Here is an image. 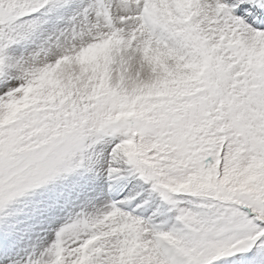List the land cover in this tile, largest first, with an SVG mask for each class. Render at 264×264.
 Masks as SVG:
<instances>
[{
    "label": "rangeland",
    "instance_id": "obj_1",
    "mask_svg": "<svg viewBox=\"0 0 264 264\" xmlns=\"http://www.w3.org/2000/svg\"><path fill=\"white\" fill-rule=\"evenodd\" d=\"M45 1L0 0V24ZM207 14L213 18L211 11ZM228 26L225 21L214 24L215 38L224 42L220 47L219 40L209 59L202 64L197 62L198 65L187 56L190 60L185 61L187 70L183 71L192 75L191 79L185 80L181 72L175 82L149 88L122 81L126 59H104L110 75L102 73L101 86L95 90L85 92L77 86L84 81L81 76H89L85 68L98 67L103 58L100 53L108 50L118 58L123 52L140 57L142 50L141 57L151 59L144 47H118L115 43L100 53L88 52L86 58H80L72 47H66L62 53L44 51L40 58V49L26 55L16 49L8 56L3 53L7 47H0V70L5 73V86L0 85V225H14L8 243L19 245L23 252L37 251L33 264H49L54 239L42 242L45 228H62L61 236L67 242L89 235L76 221L80 217L75 213L80 210L86 214V205L93 218L99 212L98 217L107 213L109 207L104 208L103 200L94 202L92 208L91 202L97 195L105 194L107 187L102 178L111 167L114 178L121 175L135 181L139 176L135 170L143 174L151 186L137 180L131 193L143 207L151 209L154 203L162 207L159 224H165V228L152 230L136 223L131 226L124 220L122 229L106 234L90 247L72 248L66 254V264H209L217 258L233 257L249 264H264V33L243 27L235 54L239 59L229 56L227 60V53L236 47L235 41H231L233 47L225 51L226 44L232 45L227 40ZM199 27L195 30L199 31ZM220 27L227 28L225 34ZM6 31L0 26V41ZM197 34L194 36L198 37ZM177 36L194 46V59L202 55V38L193 40L194 36L187 37L179 30L172 38L177 40ZM153 54L173 62L169 73L178 75L174 69L181 68L183 62L177 54L170 53L168 58L156 49ZM66 55L71 59L56 61ZM95 56L96 62L91 60ZM247 56L252 58V72L246 71L241 77L238 71L243 69L240 65ZM131 58L130 55L128 60ZM69 62L72 64L67 65L68 73L76 75L77 80L75 93L61 89L56 84L58 80H52L55 75L59 77L60 64ZM113 68L123 85L111 83L108 76ZM93 82L89 76L85 83ZM15 88L20 91L13 93ZM127 128L129 142L114 151L107 150L101 131L122 134ZM134 130L138 134L132 138ZM90 164L86 171L71 170ZM152 192L162 193L169 207H174V213H166L169 207H163L157 199L151 202ZM28 197L40 201L33 206V199L30 200L28 207L20 209V216L15 215L10 223L11 213L15 214L10 210L12 205L15 207ZM240 206L248 207L253 218L243 213ZM7 211L6 216L3 213ZM175 214L182 220L180 223H174ZM41 220L45 224L39 227ZM176 254L183 261L176 260Z\"/></svg>",
    "mask_w": 264,
    "mask_h": 264
},
{
    "label": "bare ground",
    "instance_id": "obj_2",
    "mask_svg": "<svg viewBox=\"0 0 264 264\" xmlns=\"http://www.w3.org/2000/svg\"><path fill=\"white\" fill-rule=\"evenodd\" d=\"M215 1H219L218 3H220L219 6H215V8L217 9L216 11L213 8L214 7L213 6V3ZM251 1H255V0H251ZM224 2H226V1L225 0H211L209 2L207 1V3H205V2H203L201 0H144V7H145V10H146V14H145V16L143 18V25L140 27V29L141 30H145V31H153V28L148 25V22L152 19V16H151L152 14H154L156 16V19L157 20H160L159 23L158 22H157V24L154 23L155 28H156V37H155V39L157 41H164V42H166L168 44V46H164L163 45L162 46L163 49L165 50L166 48H169L170 47L171 50H172V52H168L167 51L168 49H166L167 52L164 51V50H158V49L157 50L160 51V52H163L164 53V56L166 54L168 56V58L171 57L170 55H168L170 53H173V55L174 54H177L179 56L177 58H179L183 62V64H182L181 68H178L177 67V69H174V70H176L178 72V75L177 74L174 75V74H170L169 73V69H170V67H172L171 64L173 62L172 63H168V61H166V59L160 60L157 57V54H153L156 48H153L151 50L146 49L147 48L146 46L148 44V41L152 40L151 38H147L144 41H141L143 44H145V46H144L145 50H148L149 52H151V53L146 52L148 54H151V56H150L151 59H149V58L147 59V58L141 57V56L144 55V52H142V50H141V52H139L140 53V57H138L137 55H134V54H127V52H123V54L120 53L121 54V58H118V57H116V55L113 52L110 53L108 50H106V51H104L102 53H100V51L104 50L106 47H109V45H111V47H112L113 44H115V43H117V45L118 44L121 45L120 44L121 39L119 38V36L116 35V37H114L112 40H109V38H108L109 41L108 40H105V38H102L101 36H99V38L97 40L95 39L98 44L90 52H93L96 49L97 51H99V53H100L99 55L102 56L103 58H101V61H100L99 65H98V67H96V65L93 64L94 65L93 68H85V70H87L89 72V76H91V78L94 80V82L92 84L85 83V82H87L89 76H81L84 79V81L81 84L79 83V85H77V86L78 87L80 86V88L82 89V91H85V92H87L86 90H88V92H89L90 90H95L97 87H100L101 86V83L99 82V81H101L100 75L102 73H104V74L106 73L108 75L109 72H107V70L108 71L110 70L109 68H106V66H105V64L103 62V61H105L104 59H106V60L109 59V61L110 60L111 61L113 60L115 62L118 61L119 59H121L120 61L125 60V59L127 60V62H128L127 67L122 68L123 69L122 70V73L123 74L121 75L122 81L125 84H127V85L128 84L130 85L132 83H135L139 87L142 86L143 88H149V87H152V86H155V85L157 86V85L163 84L166 81H170V82L173 81V82H175L174 79L178 80L177 77L180 76V73L181 72L184 74L181 77H183L185 80L191 79L192 78V75H190L186 71H183V69L186 66L185 61L186 60H190V59L187 58V56H190L192 60L196 56L195 53H194V55H192L193 47H192V49H190V47H188V46L187 47H184V45L183 46H180L178 43L173 42V41H176V40H174L172 38V36L175 35V34H177V30H179V32L181 33V29H182V31H185V35L187 37L189 36L190 38L201 31L202 34H200V35L197 34L199 36L198 37L197 36H194V37H192V39L195 40L196 38H198V40H200L202 38V41L203 42L199 46H203L204 48L201 47V49H204V50H201L200 53H202V55H200V56L197 57V59H199L197 62H199L200 64H202V62L205 59L206 60L209 59L210 53L212 52V50H210V49L212 48L213 51H214L215 50L214 49L215 46L217 45V43L220 42L219 40L222 41V39H219L217 37H216L217 38L216 39L215 38L216 35H214V33L212 32L214 24L217 21L219 22V20H218V18L216 16L218 14H220L221 11L223 12L221 24H223L224 21H225V22L228 23V25H229L228 27L230 28L229 30L226 31V33H227V40L230 41V43H231V41H235V43H236L235 49L234 48L231 49L230 50L231 52L228 49L229 53H227V58L230 56V57H235V60H238L239 57H237L235 54H236V52L238 50V47H239V43H238V41H239V39H238L239 34H238V32L237 33L235 32V28L234 27H236V24L233 26V24L235 22V18L229 13V8L225 5ZM9 4H10V2H9ZM209 11L212 12L213 18H211V15L207 14ZM256 14H257V12H256ZM123 15H124L123 12L120 11V14L118 15V19L121 16H123ZM263 19H264V17H263ZM209 21H211V22H209ZM129 23L131 24V22H129ZM99 24L101 25V22H99ZM196 27H199L200 30L199 31H196L195 30ZM243 27H245V26H243ZM208 28L211 29V33H210V30ZM107 30H109V25H108V29L107 28L100 27L99 28V34H100V31L102 33H104ZM133 30L134 29H130L129 28V31H128V33H129L128 40H130V38L136 39V37H132L131 36V33H132ZM163 30H165L164 33H162ZM169 30H172L174 32L173 33L172 32H168ZM171 33H172V35H171ZM204 33L207 34V35H205ZM260 33H264V32H260ZM223 34H225V31L223 32ZM203 35H205V36H203ZM222 37H224V36H222ZM222 37H220V38H222ZM261 37H264V36H261ZM180 38L178 37V39H180ZM175 39H176V37H175ZM169 41H172L173 43H169ZM184 41H185V39H184ZM206 41H209L208 42L209 44H207ZM94 43L92 45H94ZM119 45H118V47H119ZM224 48H225V46H224ZM226 49H227V44H226ZM123 50L124 51H128V49H126V48L123 49ZM225 51H227V50H225ZM52 53L55 54L56 52H52ZM131 53H133V52H131ZM216 53H217V51H216ZM216 53H214V54H216ZM218 53H220V52H218ZM130 55H131L132 58L130 60H128L129 57H130ZM87 56H89V54H85V58ZM55 57H56V55H55ZM95 58H97V56L93 57L91 60H93L94 62H96V59ZM227 60H229V59H227ZM29 62L31 63L30 60H29ZM83 62L87 63V60H85ZM107 62H108V60H107ZM71 64H72L71 62L64 63V64H60L61 65L60 69L57 68L58 69V73H59V75H58L59 77H56V75H55L56 73H52L53 75H55L54 77H52V80L54 81V83H56V80H58L59 84H58V82L56 84L61 89H66L67 91H72L73 93H75L74 90H76V88H77V86H75V83H77V80L75 78L76 75L75 76L74 75H70V73H68L69 70L67 69V65L70 66ZM112 65L114 66L115 63L113 62ZM177 66H178V64H177ZM119 67H121V66H119ZM202 67L203 66H201L200 69ZM226 67H227V65H226ZM48 68H50V67H48ZM125 68H127V69L125 70ZM142 68H144V70H142ZM219 68H220V66H219ZM51 69H53V68H51ZM112 70H114V71H112L111 76H108L111 79V83L112 84H120L121 85L122 84L121 81L118 80L119 73H117L115 71V68H113ZM124 72H125V74H124ZM173 72H171V73H173ZM43 75H45V74H43ZM107 75H105V78H106ZM40 77H42V76H40ZM81 77L79 76L78 79H82ZM164 78H166V79H164ZM46 79H45V81H46ZM79 94H81V93H79Z\"/></svg>",
    "mask_w": 264,
    "mask_h": 264
}]
</instances>
